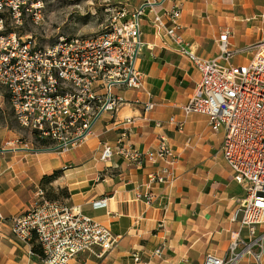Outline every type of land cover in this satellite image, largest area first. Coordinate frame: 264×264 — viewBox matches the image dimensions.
Segmentation results:
<instances>
[{"label":"built area","instance_id":"2783aa9c","mask_svg":"<svg viewBox=\"0 0 264 264\" xmlns=\"http://www.w3.org/2000/svg\"><path fill=\"white\" fill-rule=\"evenodd\" d=\"M166 3L170 6L165 7ZM156 5L160 12L155 11ZM41 8L38 0H0V85L18 125L62 154L80 146L107 113L117 137L113 143H101L98 159L106 161L117 155L127 163L152 165L142 184L144 191L138 194L150 203L155 185H171L176 180L180 156L164 135L146 150L138 149L129 139L137 122L150 121L156 107L139 67L141 16L151 14L154 33L177 45L199 74L192 94L179 106L182 119L170 116L166 123L182 131L189 115H204L210 131L222 133L221 156L244 191L233 211L239 229L230 233L224 256L207 252L202 264H238L248 254L255 264H261L264 231L258 234L257 230L264 227V37L234 48L230 43L234 29L225 26L217 37L219 53L203 58L183 45L178 32L182 1L145 0L131 11L120 8L109 24L94 34L58 35L39 45L31 35L17 33L15 28L26 18L38 23ZM238 53H248L250 58L233 64ZM127 89L146 99L123 97L120 90ZM130 101L141 106V114L114 119L120 107ZM155 124L162 126L159 121ZM10 143L13 149H28V143L18 138ZM104 206L106 198L92 202L93 208ZM242 228L246 229L243 236ZM11 231L21 242L34 239L45 264H72L85 252L102 257L118 243L107 226L84 214L80 206L49 199L40 189L26 210L13 219ZM255 245L260 246L258 253L252 251ZM162 249H155L154 254L160 255Z\"/></svg>","mask_w":264,"mask_h":264},{"label":"crops","instance_id":"0c3cea01","mask_svg":"<svg viewBox=\"0 0 264 264\" xmlns=\"http://www.w3.org/2000/svg\"><path fill=\"white\" fill-rule=\"evenodd\" d=\"M143 1L129 0L131 10ZM181 1L178 32L183 45L203 58L219 53L217 37L220 29L228 26L224 19L244 22L253 18L246 11L228 16L225 0ZM169 6L170 3L165 4ZM154 9L161 11L157 5ZM147 16L142 26L144 47L139 63L147 76L146 86L156 107L150 121L137 122L129 139L138 149L146 150L154 147L158 137L164 135L180 154L176 180L171 185H155L153 199L147 204L138 194L144 191L142 184L146 174L154 168L152 165L127 163L117 155L100 161L101 143H113L117 137L107 113H104L103 123L98 124L97 129L101 131L95 132L93 127V134L68 153H57L50 150L49 145L1 151L0 264H45L33 250L38 246L34 239L29 243L21 242L11 231L13 219L26 210L39 189L45 194L51 190L67 205L80 206L84 214L107 226L118 237L117 246L104 256L85 252L72 264H202L207 252L224 256L229 233L236 228L229 221V215L244 191L233 180L221 156L222 133L213 134L204 115H189L182 131L166 123L170 116L182 119L179 106L192 94L199 74L177 45L148 27L151 14ZM121 94L127 99L138 96L146 99L131 89ZM139 114L141 106L130 101L120 107L114 119ZM155 121L162 126H156ZM102 133L103 139L99 138ZM59 168L64 169L62 174L41 188L40 178ZM60 189L67 191V195H58ZM101 198H106V206L93 208L92 202ZM262 230L264 227H259L257 233ZM160 246H163L160 255L154 254ZM134 257L139 261H134ZM238 264L255 263L244 257ZM261 264H264V254Z\"/></svg>","mask_w":264,"mask_h":264},{"label":"rangeland","instance_id":"374dc122","mask_svg":"<svg viewBox=\"0 0 264 264\" xmlns=\"http://www.w3.org/2000/svg\"><path fill=\"white\" fill-rule=\"evenodd\" d=\"M42 4L41 8V20L38 23H33L29 18L23 19L22 24L15 28L17 33L23 35H31L37 44L46 45L52 42L56 36L65 35H90L94 34L109 24L111 16L116 13L120 8H125L131 11L133 7L129 0H38ZM141 1V0H140ZM200 1V0H196ZM228 1L226 12L228 16L238 15L240 11H246V13L252 14L253 18L248 21L239 22L233 19H224L228 22V26L233 27L234 36L230 39V43L234 48L246 47L247 43L259 40L264 36V0H225ZM238 3H241L240 6ZM215 5V4H214ZM210 10V7H208ZM148 14L141 16L142 26L146 20ZM224 23V22H223ZM148 27L151 28V23L148 22ZM247 27V28H246ZM152 29V28H151ZM142 31V27H141ZM153 31V30H152ZM179 31V29H178ZM257 36V37H256ZM144 36L141 35V39ZM164 38V37H163ZM144 45L141 48L140 55ZM208 52V51H207ZM208 54V53H207ZM139 55V58L141 57ZM250 58L248 53H238L233 59V64L246 63ZM190 66L192 64H189ZM140 70L141 64L139 63ZM193 70V66H191ZM143 72V71H142ZM144 73V72H143ZM144 81L147 83V76L144 74ZM123 90H120L122 92ZM104 114L100 121L94 126V131L99 132L101 129H97L98 124L104 119ZM103 129V128H102ZM34 134L18 125L15 118L13 117L11 107L9 105L7 94L5 89L0 85V152L12 149L10 143L14 139L18 138L22 142L28 143L27 145L33 148H46L48 142H40L34 138ZM105 135L100 134L99 138L103 139ZM90 156V154H89ZM69 162V161H67ZM61 191V190H59ZM67 192V191H66ZM44 196L46 194L44 193ZM50 199V198H49ZM60 200V198H54ZM179 199L177 198V201ZM236 205H234L235 207ZM229 215V221L235 224L236 228L233 231L239 229V218L233 219V211ZM264 231V230H262ZM261 231V232H262ZM231 232V231H230ZM246 233V229H241V236ZM247 241V239H245ZM230 242L229 240L226 248ZM241 248V246H240ZM238 248V249H240ZM252 251L258 253L260 246H253ZM255 263L254 258L251 254L245 256ZM251 263V262H250Z\"/></svg>","mask_w":264,"mask_h":264},{"label":"trees","instance_id":"16d2710c","mask_svg":"<svg viewBox=\"0 0 264 264\" xmlns=\"http://www.w3.org/2000/svg\"><path fill=\"white\" fill-rule=\"evenodd\" d=\"M43 143H45V142H43ZM63 170H64L63 168H59V169L53 170V172L50 174L43 175L39 181L41 188H44L45 184H48V183L52 182L53 180H55L56 178H58L62 174ZM60 190L61 191H59L58 195H63V196L67 195V193L63 189H60ZM46 196H48L50 199L57 198V194H52L51 190H48V192L46 193ZM33 250H34V252H36L40 255V250H39L38 246H34Z\"/></svg>","mask_w":264,"mask_h":264}]
</instances>
